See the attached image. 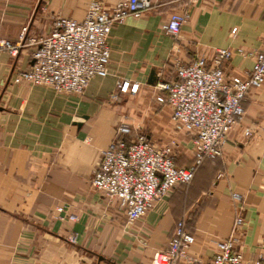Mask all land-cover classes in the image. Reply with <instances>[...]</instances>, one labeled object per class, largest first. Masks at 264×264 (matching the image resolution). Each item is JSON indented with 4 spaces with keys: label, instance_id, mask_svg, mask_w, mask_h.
<instances>
[{
    "label": "crops",
    "instance_id": "obj_1",
    "mask_svg": "<svg viewBox=\"0 0 264 264\" xmlns=\"http://www.w3.org/2000/svg\"><path fill=\"white\" fill-rule=\"evenodd\" d=\"M89 1L0 0V37L14 42L25 26L28 37L43 36L56 16L82 20ZM101 1L111 8L118 0ZM181 11L188 17L179 34L164 33L170 14ZM107 43L108 74L80 94L13 82L32 64L34 46L16 56L0 50V264H151L182 217L194 235L188 255L206 263L215 242L231 234L232 192L244 204L238 248L245 262L264 257V84L248 92L221 156L202 161L190 185L174 188L133 223L120 201L90 183L121 122L169 148L175 164L193 162V134L174 130L157 73L170 79L176 64L203 56L212 66L217 49L242 48L244 55L232 54L221 67L227 78L246 77L253 65L247 52L264 49V0H155L139 17L115 24ZM122 79L137 90L113 100ZM183 154L189 159L177 162Z\"/></svg>",
    "mask_w": 264,
    "mask_h": 264
},
{
    "label": "built area",
    "instance_id": "obj_2",
    "mask_svg": "<svg viewBox=\"0 0 264 264\" xmlns=\"http://www.w3.org/2000/svg\"><path fill=\"white\" fill-rule=\"evenodd\" d=\"M154 1L118 0L106 8L101 0H90L82 20L56 16L51 30L38 38L28 37L26 26L14 42L0 37V50L12 56L28 45L34 46L32 64L17 71L13 82L48 85L70 94L82 93L92 78L108 74L107 40L112 27L129 15L139 17ZM187 17L186 11L172 12L161 27L163 32L178 35ZM234 53L244 55L245 51L217 49L212 66H208L203 56H197L188 64H176L170 79L162 71L157 73L154 85L166 92L174 130L193 134L191 164H175L169 148L155 146L138 127L124 122L115 127L114 137L101 151L90 183L124 205L127 223L142 217L174 188L188 185L202 161L221 156L227 133L240 124L244 115L248 92L264 84V49L247 52L253 65L244 78H227L221 67ZM137 87L136 83L130 85L128 79L118 80L111 97L118 100L119 94L135 92ZM249 134L246 130L245 135ZM231 198L235 206L231 234L215 242V252L208 262L188 255L194 235L182 217L175 222L166 246L153 252L151 264H264V257L245 262L239 250L237 233L244 221L243 196L232 192ZM61 210L59 207L58 211Z\"/></svg>",
    "mask_w": 264,
    "mask_h": 264
},
{
    "label": "rangeland",
    "instance_id": "obj_3",
    "mask_svg": "<svg viewBox=\"0 0 264 264\" xmlns=\"http://www.w3.org/2000/svg\"><path fill=\"white\" fill-rule=\"evenodd\" d=\"M188 159L189 158L185 154H183V155L178 156L177 162L179 160V163H180V162H183V161H187ZM190 184H191V182L188 185H190ZM188 185H185V186H188ZM185 186H183V187H185Z\"/></svg>",
    "mask_w": 264,
    "mask_h": 264
},
{
    "label": "water",
    "instance_id": "obj_4",
    "mask_svg": "<svg viewBox=\"0 0 264 264\" xmlns=\"http://www.w3.org/2000/svg\"><path fill=\"white\" fill-rule=\"evenodd\" d=\"M154 81H155L154 71H152V72L150 73V76H149L148 82H149L150 84H153Z\"/></svg>",
    "mask_w": 264,
    "mask_h": 264
}]
</instances>
